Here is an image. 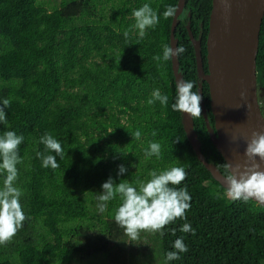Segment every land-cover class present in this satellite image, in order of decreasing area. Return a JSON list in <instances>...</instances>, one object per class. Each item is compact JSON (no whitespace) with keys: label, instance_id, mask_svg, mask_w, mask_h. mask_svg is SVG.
<instances>
[{"label":"trees","instance_id":"16d2710c","mask_svg":"<svg viewBox=\"0 0 264 264\" xmlns=\"http://www.w3.org/2000/svg\"><path fill=\"white\" fill-rule=\"evenodd\" d=\"M145 3L157 12L159 24L144 38L134 27L133 10ZM177 0H61L47 9L40 0H0V104L7 126L24 137L19 146L16 186L28 217L7 246H0V264H67L76 254L96 255L120 248L126 234L115 222L122 203L117 196L107 211L97 208V197L109 178L136 186L149 173L182 167L187 178L174 186L187 188L191 207L187 220L165 226V235L141 232L150 246L138 250L141 264H264V206L250 199L234 200L196 157L185 135L181 116L174 111L177 90L171 60L157 61L169 46L168 6ZM211 0H184L174 28L178 71L193 81L201 95L209 125L208 85L197 74L188 35L200 40L206 72L205 38ZM129 35L125 38L124 33ZM256 78L264 70V14L255 57ZM159 89L169 97L167 107L148 104ZM193 130L204 158L219 172L226 163L211 143L204 114L193 120ZM140 130L136 140L131 133ZM153 132L156 134L153 135ZM51 134L64 150L59 168L42 167L37 153H49L40 138ZM150 142L161 145L162 156L150 158ZM123 165L127 171L119 174ZM5 175L0 174V188ZM171 186V185H170ZM189 223L195 234L180 228ZM175 229V235L172 230ZM81 236L80 243L75 241ZM183 238L188 252L167 261L173 244Z\"/></svg>","mask_w":264,"mask_h":264},{"label":"clouds","instance_id":"9594fccd","mask_svg":"<svg viewBox=\"0 0 264 264\" xmlns=\"http://www.w3.org/2000/svg\"><path fill=\"white\" fill-rule=\"evenodd\" d=\"M176 11L175 7L168 6L163 13L164 19L174 16ZM132 15L136 21L134 27L139 30L138 35L141 39L146 35L147 29H154L160 22L157 12L147 3L139 9L133 10ZM128 35V31H125V38ZM185 51L183 46L173 49L164 45L163 56L157 55L153 59L168 61L174 56L179 57ZM194 86L193 81H178L176 102L172 104L174 111L190 114L193 120L202 115V97L192 91ZM168 100L167 95L162 94L159 89H155L148 104L153 105L159 101L162 106L167 107ZM10 103V100L5 98L0 104V123L5 126L8 124L5 109L10 107ZM155 134L153 132V135ZM131 135L138 140L142 134L140 130H136ZM23 140L24 137L17 135L15 131H4L3 135H0V174L5 175L3 187L0 188V246L10 244L23 228L24 221L28 219L20 202L23 193L16 186L19 176L17 165L22 163L19 146ZM40 142L45 145L49 153H55V155L37 153V156L42 160V167H50L53 170L59 168L57 157L64 158L61 143L49 133H45L40 138ZM145 156L161 158V145L157 142H150L149 148L145 150ZM245 156L247 160L244 164L235 166L226 164V168L230 170L229 174L224 177L228 195L234 200L246 202L255 199L257 203L264 204V170H261V164L257 162V158L264 161V133H252L251 139L247 143ZM126 171L127 169L120 165L119 174L122 175ZM149 175L151 179L147 182L137 181L136 186L123 181L117 184L109 178L103 183V191L97 197V208L101 213L107 211L109 201L114 200L117 196L121 198L122 203L115 211V222L132 240L139 239L141 232H149L153 235L158 233L163 237L165 226L174 223L177 219L187 220L186 212L191 207V196L187 188L174 187L186 180L187 172L184 168L172 167L159 173L153 170ZM175 231V229L172 230L173 235H175ZM180 231L195 234V230L189 223H184ZM173 247L175 251H169L166 254L167 261L179 260L181 258L179 254L189 250L183 238H177Z\"/></svg>","mask_w":264,"mask_h":264},{"label":"water","instance_id":"95a60500","mask_svg":"<svg viewBox=\"0 0 264 264\" xmlns=\"http://www.w3.org/2000/svg\"><path fill=\"white\" fill-rule=\"evenodd\" d=\"M183 3L184 0H177V11L171 18L169 46L173 49H176L174 28ZM263 14L264 0H211L205 38L206 72L202 68L200 40L188 30L197 74L208 85L213 126L209 125L201 105L206 130L225 163L233 166L244 164L247 160L245 150L252 133H264V117L257 100L255 64ZM171 63L176 85L183 80L176 56ZM181 122L196 157L211 176L227 189L225 176L204 158L200 150L190 114L182 113ZM257 162L264 170V161L257 158Z\"/></svg>","mask_w":264,"mask_h":264},{"label":"rangeland","instance_id":"374dc122","mask_svg":"<svg viewBox=\"0 0 264 264\" xmlns=\"http://www.w3.org/2000/svg\"><path fill=\"white\" fill-rule=\"evenodd\" d=\"M43 5L50 9L51 6L59 5L61 0H40ZM256 92L257 100L264 117V70L256 78ZM82 237L79 236L75 241L80 243ZM150 246L149 241L145 236L139 239L132 240L127 235L120 248L111 249L107 253H99L96 255H83V253L76 254L67 264H141L144 256L138 250L148 252Z\"/></svg>","mask_w":264,"mask_h":264}]
</instances>
